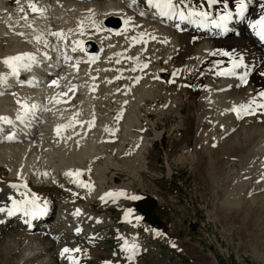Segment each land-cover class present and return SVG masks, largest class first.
I'll list each match as a JSON object with an SVG mask.
<instances>
[{"label":"bare ground","instance_id":"obj_1","mask_svg":"<svg viewBox=\"0 0 264 264\" xmlns=\"http://www.w3.org/2000/svg\"><path fill=\"white\" fill-rule=\"evenodd\" d=\"M55 1L61 3L62 6L58 5L53 7V4L48 6L41 4V6L45 7L46 12L49 14L51 20L55 22L54 25H52L50 28L38 29L35 25L37 22L36 19H34L32 23L28 22L29 16L35 14H30V11L28 10L21 11L23 8H18L16 12H14L11 5L15 3V0H0V58L4 56L5 52L11 49L25 48L28 47V45L34 46L31 44L33 41H37L39 45H42L41 50H45L48 54L54 56L53 61L50 62L54 63L58 57H62L61 70L59 72V76L55 80L57 83L52 84L54 79L49 78L50 81L48 88L45 85H42L41 87H12L10 89L3 90V83L10 82L11 79L8 77V74L3 73L0 69V117L9 118V120L13 121V125L15 127H18L19 123L23 122L28 129L32 123L31 119L33 118V114L26 113L23 115L21 113L22 104L20 103V99L31 97L32 94L39 91L40 89H45V93L43 94L45 99L41 96L38 99L33 97L29 103L35 104L42 108V112H44V114H46L45 117L48 118L47 121H49V123L42 125L40 129L45 128L49 124L50 126L55 124H61L62 126L63 124L67 125L66 128H63L61 131H59V134H56L62 136L61 138L54 141L55 137H52V135H47L44 139L38 141V145L42 144L45 146L39 153H43L46 150L47 151L44 154H41V157L37 159V161L40 160V165L37 168L35 166L31 167L32 162H34L37 157L36 151V153H34L29 159L28 166H23L20 163L22 153L20 154L18 146H6L5 142H0V170L1 168L5 169L4 172L0 171V207H4L11 200L18 196V183L21 181V179H25V171L27 169H33L31 171L36 178L39 177V172L44 173L42 169L45 167V164L49 165L50 168L57 167V173L61 178H67V174L64 173L65 169L70 171L81 169V166H79L80 159L78 157L76 158L79 159L78 161H73L70 158L64 159L63 156L58 155L60 156V162H53L54 155L56 154L55 158H57V152L58 154L60 152L59 145H66L68 142H70L72 137L76 136L75 129L79 127V125H76L74 122L70 121L68 124L65 118H58L59 114L61 113L55 110L58 107L50 106V108H46L45 104H72L71 101L74 98L73 92L76 91L75 89L77 86H75L74 89L72 86L69 87L68 83H72L71 81L73 77L80 75L81 72L86 69V67L92 66L105 56L103 50H107L113 46V43H111L112 38L119 39L126 37V34L134 29L143 30L146 34V40L154 31H156L162 37V39L155 37V45L153 47L146 45L145 49L143 50L144 53L149 50H153V54L150 57L153 58V63L155 64L153 76L156 80H158V75L164 70L165 64L170 66V68H174L176 64L173 74L176 76V78H182L183 89L185 90L186 88L189 92L186 93L190 96L193 95L191 91L193 90L192 88L196 84L197 79L202 81L199 93L193 95L195 98H193L192 103L196 106L198 105L197 107H200L199 109L201 112H203V110L210 111L211 109L217 111L216 106L218 104H226L225 106L228 109H233L239 105H247L249 103L252 104V110H254V114L241 117L246 113L242 112L239 118L237 117L236 112L232 111L233 114H231L226 109H224V113H228L230 115V118L232 119L231 121L234 122L236 120L238 121L237 124L239 123L243 127L242 131L240 130L241 134H236L235 136L232 135L231 137L228 136L227 138H223L225 136L222 137L220 134L218 137L219 141L223 139L224 141L218 143L217 140L215 145L218 147L219 151H224L229 157L235 156L242 151H245L247 155L250 151L254 154H261V159L259 160L261 161V165L258 168L259 170L255 180L252 182V186L259 183H262L260 186H264V120L260 116L263 108L259 107L260 104H264V97L259 95V93L264 92V82L262 83L260 77L264 76L261 75L264 73V45L259 43L254 33L247 26V21L249 19H255L257 16L264 14V10L260 8V4H264V0H252V2L249 3L250 11L245 14L244 20L239 19L234 22V26L237 30L236 33H227L221 36L217 34L215 30H213L211 31L210 41H204L203 39L196 40L197 34L195 33L191 34L190 39L188 34L166 35L163 32L164 28L160 27V25H155L152 22H148L146 24L141 23L144 20L154 21L152 15H141L143 12L134 13V10L131 8V6L125 5V3L122 5V3L117 0H90L91 2H89V0H85L84 2H75L70 0ZM183 4L187 8L193 6L195 9H199L201 4H203L205 7L208 6L207 0H184ZM220 4H223V0H221V3L212 5L209 8L211 11L220 10L222 8ZM34 6L35 5H31V7ZM36 9H38V11L40 10L38 7H36ZM149 9L153 10V5H149ZM228 9L235 13V0H229ZM144 10L145 9L142 11ZM62 15L67 24L70 23L77 29L75 33H70L68 30L63 29L61 27L62 25L56 22V19ZM91 16L93 17L92 29H87L78 25V18L86 17L87 19ZM108 16L118 17L121 20L120 27L112 28L103 24L102 20ZM24 28L25 30H23ZM54 29L57 30L56 33H62V35L48 38L49 40L46 41H43L40 38L42 34L38 33V31L50 32ZM184 36H186L187 39H184ZM37 37H39V39H37ZM86 41H93L96 45V50L87 51L88 54L78 57L77 60L71 56L68 57L69 54L64 50V48L76 50L82 46L83 42ZM34 48H36V46H34ZM210 48L212 51L207 53ZM224 52H230L231 55L225 56L223 54ZM94 57L97 58L94 63L82 62L84 59L91 61ZM237 57H242L243 65L240 68H233L232 62L236 60ZM161 60L162 65L159 63ZM257 63H259L258 68H256ZM139 65L144 66L147 64L141 63ZM228 67H231L230 71L228 70ZM222 72L229 74H227L226 77H222L220 74ZM245 73H247L248 79L245 85H241L240 81L242 80V77H244ZM61 78L64 80V82L60 80ZM75 82L77 85V79ZM90 85L91 80L88 82V86ZM82 93L78 94L80 95L81 100L85 103V100H87L89 95H82ZM146 93V95L142 94L139 96L138 99L140 102L141 100L145 102L146 99L151 101L155 99V94L152 93L151 87H148ZM3 96H5V98H3ZM145 96H147L146 99H144ZM49 98H51V103L48 101ZM10 103L18 104V112L20 113H18L16 110H12V107L8 106ZM82 105L84 107V104ZM48 110H51V113L48 112ZM52 112L53 115L51 116ZM208 115L205 117L208 118ZM220 115H218V117ZM232 115L234 116L232 117ZM205 117L202 119L203 117L200 115V119L198 121L199 126L204 125L203 123L209 122L205 119ZM214 118L215 117H212V119L210 118L212 120V122L210 121L212 125L214 123ZM94 125L95 124L91 122V128ZM235 130L237 129L235 128ZM231 132L232 129H228L225 135H229ZM222 134H224V132H222ZM83 142L84 140H82V143ZM49 146H53L55 149L51 148L48 150ZM66 146L70 149L72 147L74 151L77 149L75 146H70L69 143ZM83 146L84 145H82V147ZM217 147H215V149H217ZM21 149L22 152H24L25 148L23 146ZM66 155L64 156L65 158ZM244 156L245 155H242V157ZM9 170H12V172L6 176L5 173ZM86 183L87 184L84 186L77 185L74 186V188H69L72 195L71 197H66V199H72L73 201H76L77 207L84 209L87 213H91L89 212L91 209V202L90 200L85 201V198L92 192L89 191V182L87 181ZM57 185L62 186L61 183H58ZM257 187H259V185H257ZM51 189L52 187L46 186L36 187V192L38 195H40L42 198H47L50 207L56 204L54 199L48 195L51 193ZM79 192H82V194H79ZM121 193L123 192H120L121 200L126 201L129 196L125 193ZM80 200H83V202H80ZM101 205L105 207V203H101ZM73 209L74 207H72V210ZM0 215H2L0 216V239L3 240L0 242V264H73V262L67 257L68 255H72L75 258L74 253L65 254L63 257L60 255V253L65 247L70 249L76 244L74 233L66 231V229L62 226L46 218L38 222H35L36 220L28 221V223L32 225V229H28L27 224L20 225L17 223L12 228V230L9 231L8 227H6L7 222H5V218L3 217H7L8 212H0ZM70 217L71 220H74V222L80 221L81 223H84L88 218H96V216L93 214H87L85 216L78 217L75 215V212H73V216ZM23 219L28 220L24 217H22L20 220ZM88 233H90V231H88ZM82 236L84 237L85 233H82ZM105 236V231H101L97 234V237H100L101 239H103ZM60 239H62L61 243ZM56 250L57 253L55 254ZM98 250V246L96 249H89V251L88 247L80 246V252L83 253L81 260H85L87 262L95 253L98 252ZM106 258H108V255L99 260V264L104 262Z\"/></svg>","mask_w":264,"mask_h":264},{"label":"rangeland","instance_id":"obj_2","mask_svg":"<svg viewBox=\"0 0 264 264\" xmlns=\"http://www.w3.org/2000/svg\"><path fill=\"white\" fill-rule=\"evenodd\" d=\"M184 39H187L186 36ZM145 54L151 56L153 50ZM134 60V54L128 46V52L122 54L119 62H111V70L117 75L118 88L125 85L126 91L94 100V104L98 105L93 117L97 118L99 126L114 127L115 122L122 120V135L115 134L111 141L95 148V165L101 173L107 171L106 181L117 175L116 182L125 184L134 192L146 194V197L150 198V212L160 218L168 233L177 238L180 245L178 246L188 253L186 260L167 256L154 260L148 255L142 262L264 264V186H260L262 183L257 184L259 187L255 184L256 190L252 186L261 165L260 154L250 151L247 155L242 151L229 157L215 145L217 140L218 143L224 141H219L220 134L225 136L223 138L241 134L243 126L237 124L236 120L231 121L230 115L224 113L226 109L233 114L226 104H218L217 111L211 109V112H201L198 105L192 104L193 95L199 91H193V95L186 98L185 92L176 87L173 78L167 80L172 84L162 83L157 85L158 88H153L149 85L146 72L134 74ZM166 72L170 74L168 68ZM78 76L73 77L72 87L75 89L77 86V93L83 92L82 95H87L82 87L85 82L76 85ZM173 76L176 77L174 74ZM260 77L263 83L264 76ZM177 78L182 81L181 77ZM148 87L152 88L155 99L148 100L147 95L144 97L146 101L140 102L139 96L146 95ZM185 91L188 92L186 88ZM217 114L221 115L218 117ZM200 115L202 119L208 115L205 119L209 122L215 117L213 125L207 122L199 126ZM230 128L231 134L225 135ZM98 129L96 124L89 128L93 134ZM120 138L122 141H119ZM143 138V145L133 155L132 144L138 149L137 144ZM85 141L83 147L87 145V140ZM113 144L116 148L110 150ZM68 148H64L62 155L61 151L59 154L57 152L58 159L55 158L56 154L54 155L57 159L54 163L60 162V156L73 161L81 159L79 149L74 151L72 147ZM86 148L89 149L90 146L85 147V155L88 150ZM77 157L79 159H76ZM84 164L87 162L84 161ZM0 171L4 172L5 169L1 168ZM96 175L97 172H94L95 177ZM111 179L110 181L113 180ZM112 214V210L106 213L109 216ZM1 240L0 242L3 241ZM160 248L165 249L163 246Z\"/></svg>","mask_w":264,"mask_h":264},{"label":"snow or ice","instance_id":"obj_3","mask_svg":"<svg viewBox=\"0 0 264 264\" xmlns=\"http://www.w3.org/2000/svg\"><path fill=\"white\" fill-rule=\"evenodd\" d=\"M252 0H235V13H233L232 11H230L228 9V3L229 0H223V9L221 14L218 16V18L215 19H211L209 22L216 28L218 29H223L224 32L228 31V22L231 21L235 16H237L239 19L244 20L245 18V14L247 12L250 11L249 9V3H251ZM149 4H153L155 3V7L160 8L161 7V0H148ZM184 0H163V4L165 7H167L169 9L168 13H162V15H169L172 14L174 16H178V18L180 20H187L192 16H198V17H202L207 19L210 16V13L207 10H204L201 7H199V9H192L189 8L187 13L185 12V10L181 7V5H183ZM218 3H221V0H207V4L209 7H211L212 5H216ZM31 6V5H30ZM260 8L262 10H264V4H260ZM33 11H36V8H32ZM21 11H23V9H21ZM141 15H143V13H141ZM26 18V17H25ZM247 26L251 29V31L254 33V35L256 37L259 38V40L261 42H264V14L260 15L258 18L255 19H249L247 21ZM52 35H62V33H53ZM37 39H39V37H37ZM73 51H75V49H73ZM225 56H229L231 55L230 52H224L223 53ZM34 60V57L31 54H19L17 56L14 57H7L4 60V63L6 65H8V67L11 69L12 74L13 75H18V71L20 69V67H29L30 64L28 63V61H32ZM233 64V68H240L243 65V59L242 57H237L236 60H234L232 62ZM147 65H145L146 67ZM221 75H227L229 73H220ZM261 75H264V73H262ZM246 76L247 73L244 74V77H242V79H244V82L246 83ZM57 82L54 80L52 81V84H56ZM259 95L261 97H264V92L259 93ZM19 103V101H18ZM25 111L29 112L32 109L36 108V105H25ZM259 107L264 108V104H260ZM232 111L236 112L237 117L239 118L242 114V112H246L247 114H254V112L252 111V104L249 103L247 105H239L234 107L233 109H231ZM19 118V117H18ZM6 118L0 117V120H3ZM8 123H11V120H7ZM61 127H67V125L65 126H57V133L59 134V130ZM69 175H71V173H68ZM82 186H84L82 184ZM123 194V193H121ZM107 195H112V193H108ZM130 199H138V197L136 196H132L129 197ZM103 199V197H102ZM27 203V202H25ZM34 203V201H33ZM24 209H22L20 207V202L13 200V207L8 209V214L12 215L14 214V212H18V211H22ZM5 211L4 208H0V212ZM129 212H131V209L128 210ZM136 219H139V217H137ZM77 231H79V229H77ZM175 246V245H173ZM125 250H127V248L129 247L127 244L124 245ZM133 248V250L135 249V245L131 246ZM79 249H69L67 247H65L60 255L63 257L65 256V254H69V253H73V252H79ZM70 261L73 262V264H75V258L72 255H68L67 257ZM105 264H111V262H105Z\"/></svg>","mask_w":264,"mask_h":264}]
</instances>
